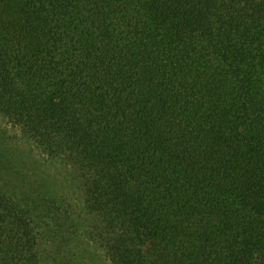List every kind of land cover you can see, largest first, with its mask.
Returning a JSON list of instances; mask_svg holds the SVG:
<instances>
[{"label":"trees","instance_id":"trees-1","mask_svg":"<svg viewBox=\"0 0 264 264\" xmlns=\"http://www.w3.org/2000/svg\"><path fill=\"white\" fill-rule=\"evenodd\" d=\"M0 109L111 264H264V0H0ZM29 213L0 186V264H39Z\"/></svg>","mask_w":264,"mask_h":264},{"label":"rangeland","instance_id":"rangeland-1","mask_svg":"<svg viewBox=\"0 0 264 264\" xmlns=\"http://www.w3.org/2000/svg\"><path fill=\"white\" fill-rule=\"evenodd\" d=\"M29 136L0 109V186L30 210L39 264H111L101 240L90 237L91 218L72 166Z\"/></svg>","mask_w":264,"mask_h":264}]
</instances>
